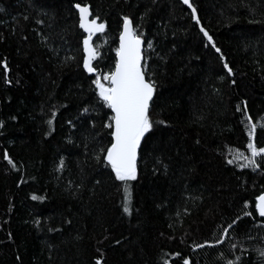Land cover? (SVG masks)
Instances as JSON below:
<instances>
[{
    "label": "trees",
    "instance_id": "trees-1",
    "mask_svg": "<svg viewBox=\"0 0 264 264\" xmlns=\"http://www.w3.org/2000/svg\"><path fill=\"white\" fill-rule=\"evenodd\" d=\"M76 2L89 4L106 22L105 31L93 36L98 69L114 67L121 17L127 15L142 33L148 72L157 83L153 119L166 125H157L141 143L138 178L128 182L130 214L123 212L120 182L95 159L110 140L102 128L108 110L96 104L92 77L75 60L60 62L82 55L78 14L71 7ZM189 3L200 25L180 0H0V61L7 63L11 81L5 83L0 63V264H183L184 258L190 264H224L221 251L234 258L229 242L237 244L240 264H258L253 249L264 248V218L255 214L254 201L264 192V171L237 165L246 163L241 153L250 155L248 117L257 125L255 143L264 147V0ZM37 33L52 37L59 61ZM52 105L57 116L49 126ZM81 106L90 109L84 116ZM69 118L75 129L66 123ZM248 211L254 217L245 216ZM237 216L224 244L194 247L214 242Z\"/></svg>",
    "mask_w": 264,
    "mask_h": 264
},
{
    "label": "snow or ice",
    "instance_id": "snow-or-ice-1",
    "mask_svg": "<svg viewBox=\"0 0 264 264\" xmlns=\"http://www.w3.org/2000/svg\"><path fill=\"white\" fill-rule=\"evenodd\" d=\"M188 8L192 9L191 17L200 25V20L197 17L196 9L193 7L189 0H180ZM155 3V0H153ZM243 3V0H241ZM259 5H257L258 7ZM75 9V13L78 14V19L76 22V27L81 30V39L78 41V48L82 51V55L79 60L75 57H66L61 63H67L71 60H75L77 67L83 69L84 73L89 74L90 85L94 86V97L96 98V104L101 106L103 109H107L104 115L107 117V122L102 123V128L107 129V136L110 140L106 145L99 149V154L95 156L98 163H103L105 167L110 169L111 175L114 180L120 182V186L123 187L124 198L122 201L123 212L125 214H130V181H135L138 178V149L141 147V143L146 139V134L154 130L157 125H166V121L154 120L153 119V105L155 104L154 94L157 89V83L152 75L148 72V62L142 51V33L136 31L133 26V20L127 16L123 15L122 20V30L119 32V46L115 49V64L108 72L100 71L97 66L93 63L97 57L100 55L97 47L94 46L93 36L96 33H103L106 29V22L102 21L99 15H94L91 11V6L87 3L76 2L71 5ZM231 7V6H230ZM250 16L256 15V8L249 5H245ZM3 11V9H0ZM150 11V9H148ZM25 20L28 19L27 16L24 17ZM143 19V17H142ZM249 23H257L255 19H249ZM37 24H43L44 21L37 20ZM51 27V25H49ZM199 31L203 34L209 44H211L212 49L219 54V60L222 62L223 69L226 70L228 76H233V69L226 62V57L219 47L213 42L212 36L208 31L205 30L203 26L200 27ZM41 35V33H37ZM86 34V35H84ZM2 38V37H0ZM27 39V37H25ZM63 39V37H61ZM41 41L44 47L52 54V57L59 61V50L54 47L55 41L52 37L45 33L41 35ZM67 43V41H64ZM148 47L152 48V42L147 41ZM208 45H205L207 47ZM163 60L164 58L161 57ZM3 64L4 79L5 83L10 84L11 81L7 79L8 66L6 62L0 61ZM220 79H224L223 76ZM235 83V81H231ZM244 103L243 112H247L246 101ZM60 107L66 108L67 105H60ZM90 111L89 107L81 106L79 110V115L84 116V114ZM236 111H242L241 107L237 105ZM57 116L56 105H52L50 109V118L46 123L51 126L53 123V118ZM15 119V117H12ZM66 123L70 128L75 129L76 123L72 118H69ZM87 123L93 128L95 127L94 119L91 117L87 118ZM248 126V143L246 145L250 155H243V160L246 163L238 164L240 168H251L253 172L264 171L261 163L264 161V147H258L255 143V133H256V123H253L251 117L247 118ZM0 127H2V122H0ZM47 135V133H45ZM198 142V141H197ZM85 149L88 145L85 143ZM4 160L15 169V163L9 158L8 154L5 152L3 156ZM257 158H260L259 160ZM158 165L163 164L159 159L156 160ZM227 164H233V159H227ZM64 165L63 159L60 160V165L57 171L62 170ZM165 170L167 168L164 165ZM99 183V181H97ZM33 200L38 199L37 196H32ZM43 199V197H39ZM255 214L259 217H264V192L255 196ZM245 208L249 207V203L246 200L244 202ZM187 211V209H185ZM253 211L244 212L245 216L254 217ZM180 213L177 212V216ZM240 219L237 216L232 220L226 228L223 229L219 238H216L214 242L205 241L204 243H195L194 247L202 249L205 247H215L225 243V239L229 235V229ZM39 223V221H37ZM170 227L172 225H169ZM49 231H58V229H49ZM163 235V234H162ZM187 235V234H186ZM173 237H169L172 239ZM251 239L252 237H248ZM264 241V236L261 237ZM183 242V241H182ZM116 244H120V240L115 241ZM229 251L232 253L233 259L227 258L221 251L219 253V258L224 261V264H240L241 256L235 254V249H237V244L229 242ZM242 252H246V249H241ZM253 251L256 253V259L258 264H264V248H254ZM174 255L179 256V253H174ZM95 264H101L100 259L95 260ZM167 264V261H164ZM183 264H190V260L187 258L183 259Z\"/></svg>",
    "mask_w": 264,
    "mask_h": 264
},
{
    "label": "water",
    "instance_id": "water-1",
    "mask_svg": "<svg viewBox=\"0 0 264 264\" xmlns=\"http://www.w3.org/2000/svg\"><path fill=\"white\" fill-rule=\"evenodd\" d=\"M122 30V29H121ZM86 35V34H85ZM118 46H119V39H118ZM117 46V47H118ZM142 51H143V43H142ZM138 153H139V149H138ZM262 218H264V217H262Z\"/></svg>",
    "mask_w": 264,
    "mask_h": 264
}]
</instances>
